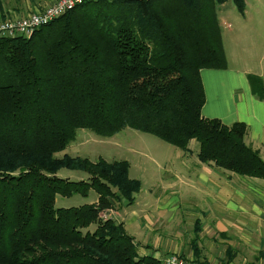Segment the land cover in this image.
Returning a JSON list of instances; mask_svg holds the SVG:
<instances>
[{
    "label": "trees",
    "instance_id": "1",
    "mask_svg": "<svg viewBox=\"0 0 264 264\" xmlns=\"http://www.w3.org/2000/svg\"><path fill=\"white\" fill-rule=\"evenodd\" d=\"M227 1L245 13L246 0H90L29 36L0 35V264H165L107 216L142 189L128 160L56 156L79 129L131 128L185 152L195 139L202 163L264 179L248 125L202 115L201 70L228 66L217 11ZM250 83L264 100L263 79ZM92 191L95 202L56 207L58 195Z\"/></svg>",
    "mask_w": 264,
    "mask_h": 264
},
{
    "label": "crops",
    "instance_id": "2",
    "mask_svg": "<svg viewBox=\"0 0 264 264\" xmlns=\"http://www.w3.org/2000/svg\"><path fill=\"white\" fill-rule=\"evenodd\" d=\"M53 2L55 0H0V20L25 15ZM262 14L254 26L249 25L247 17L238 27L228 23L226 36L222 31L228 66L204 68L201 77L206 94L202 115L218 118L228 125L246 123L249 128L246 141L258 149L264 159V100L253 93L250 83V75L264 81ZM192 141L191 154L179 151L174 154L176 161L168 163L167 183L150 189L140 203L136 196L130 206L137 207L130 214H119L124 207H130L124 206L110 210L107 216L124 222L140 255L164 261L175 253L206 264H264V179L202 163L198 158L199 150L195 160ZM175 209L184 212L176 228L171 226L176 218ZM196 221L200 222L199 258L192 247Z\"/></svg>",
    "mask_w": 264,
    "mask_h": 264
},
{
    "label": "rangeland",
    "instance_id": "3",
    "mask_svg": "<svg viewBox=\"0 0 264 264\" xmlns=\"http://www.w3.org/2000/svg\"><path fill=\"white\" fill-rule=\"evenodd\" d=\"M43 8H37L34 11ZM217 11L222 31L224 32V36H226L229 29L228 23H231L234 27L241 26L244 24L242 23L244 22L242 20L244 17H247L246 21L250 26H254L261 15H263L262 13H264V0H246V11L244 14L238 11L232 1H227L220 5ZM28 14L29 13L25 15L18 14L15 16H26ZM15 16L1 18L0 21L11 19ZM191 149L194 150L192 151V157L196 160L199 142L195 139H193L191 143ZM179 151L183 150L154 135L131 128H127L110 138L99 136L88 129H79L76 133L75 140L72 141L64 151L57 153L56 156L62 157L67 153L71 156L87 157L91 160H96L99 157H103L108 161L128 160L131 164V178H137L143 182L142 190L136 194L137 201L140 203L144 197L149 195L150 189L156 186L161 187L167 183L165 169L169 162L174 163L176 161L174 154ZM59 175L62 177L69 176L74 179L76 176H86L87 174L81 171L62 169ZM91 193L89 197H83L79 194L71 197L58 195L56 198V207H71L90 203L98 196L97 193L93 191ZM136 207L135 205L132 207H124L123 209L119 208L117 210L121 209L119 214L123 216L125 214H130ZM174 213L176 218L174 222L171 223V226L176 228L178 219H181L184 212H181L180 209H175Z\"/></svg>",
    "mask_w": 264,
    "mask_h": 264
},
{
    "label": "built area",
    "instance_id": "4",
    "mask_svg": "<svg viewBox=\"0 0 264 264\" xmlns=\"http://www.w3.org/2000/svg\"><path fill=\"white\" fill-rule=\"evenodd\" d=\"M85 1L90 0H55L47 7L31 12L26 16L4 19L0 21V35L29 36L41 25L49 23ZM163 262L165 264H206L175 253L168 255Z\"/></svg>",
    "mask_w": 264,
    "mask_h": 264
}]
</instances>
